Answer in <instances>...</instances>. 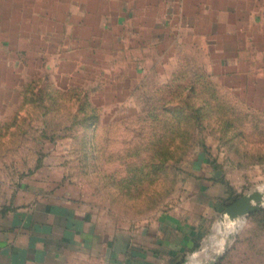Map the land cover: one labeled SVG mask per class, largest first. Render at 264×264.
I'll return each mask as SVG.
<instances>
[{"label": "rangeland", "instance_id": "1", "mask_svg": "<svg viewBox=\"0 0 264 264\" xmlns=\"http://www.w3.org/2000/svg\"><path fill=\"white\" fill-rule=\"evenodd\" d=\"M26 2L0 0V180L59 161L79 199L118 226L200 211L213 194L220 206L177 264H264V196L247 214L226 212L264 193V0H246L236 36L209 42L72 21L62 32L42 10L31 20ZM202 158L219 180L200 200L191 178Z\"/></svg>", "mask_w": 264, "mask_h": 264}, {"label": "crops", "instance_id": "2", "mask_svg": "<svg viewBox=\"0 0 264 264\" xmlns=\"http://www.w3.org/2000/svg\"><path fill=\"white\" fill-rule=\"evenodd\" d=\"M26 4L34 8L31 20L42 10L47 20L61 23L62 32L72 21L83 28L97 23L106 31L119 27L128 37L165 30L208 42L211 37L236 36L230 27L239 30L235 27L239 13L249 5L246 0H27ZM62 164L45 159L17 185L0 180V264H177L204 237L209 214L220 206L212 194L206 199L207 208L200 211L175 209L147 223L118 226L108 214L79 199ZM195 165L191 184L201 200L217 186L218 171L210 159Z\"/></svg>", "mask_w": 264, "mask_h": 264}, {"label": "water", "instance_id": "3", "mask_svg": "<svg viewBox=\"0 0 264 264\" xmlns=\"http://www.w3.org/2000/svg\"><path fill=\"white\" fill-rule=\"evenodd\" d=\"M263 196L264 193L259 190H254L246 194L243 193V195L227 205L226 212L230 217L247 214L258 208V202L263 200Z\"/></svg>", "mask_w": 264, "mask_h": 264}, {"label": "bare ground", "instance_id": "4", "mask_svg": "<svg viewBox=\"0 0 264 264\" xmlns=\"http://www.w3.org/2000/svg\"><path fill=\"white\" fill-rule=\"evenodd\" d=\"M218 228H219V226H218ZM220 245H222V244H220Z\"/></svg>", "mask_w": 264, "mask_h": 264}]
</instances>
